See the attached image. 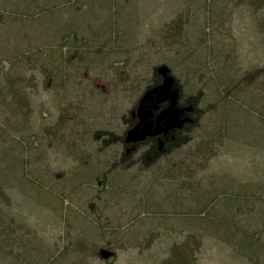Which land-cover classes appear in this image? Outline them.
Segmentation results:
<instances>
[{
    "label": "rangeland",
    "instance_id": "1",
    "mask_svg": "<svg viewBox=\"0 0 264 264\" xmlns=\"http://www.w3.org/2000/svg\"><path fill=\"white\" fill-rule=\"evenodd\" d=\"M254 1L0 0V264H264L226 236L241 226L264 245V8ZM79 30L121 44L103 70L65 86L39 63H61ZM161 66L197 113L177 151L147 164L111 135L126 133L122 117ZM69 115L76 154L54 136L74 125ZM195 217L210 218L188 226ZM223 218L230 225L215 227Z\"/></svg>",
    "mask_w": 264,
    "mask_h": 264
},
{
    "label": "trees",
    "instance_id": "2",
    "mask_svg": "<svg viewBox=\"0 0 264 264\" xmlns=\"http://www.w3.org/2000/svg\"><path fill=\"white\" fill-rule=\"evenodd\" d=\"M258 1L260 2V0H257L254 2H258ZM262 7L264 8V0H262ZM94 32H95V36L92 37L90 39V41H88L84 38V33L82 32V30L77 31V36L72 35V34L68 35L66 40L71 41V39L74 38V40H72L74 42V44H72L73 48H68L70 46V43L65 44V48L67 47L68 51L62 55V62L57 63V64H53L49 61H48L49 63H47V61L42 60L41 63H39V65H40L39 68H41V67L42 68H51V70L48 72L57 76L59 81H61L62 83L64 82L65 86L68 83H71V80L73 82L75 80H77V75H80L81 73H83L86 70H89V69H92L95 71L103 70L105 64H108L111 61L109 59V52H116L114 48L116 45H118L117 47H119L121 42H115L113 39L109 40L108 38L104 37V34H100L98 31H94ZM76 50H77V52H76ZM116 50H117V52L120 51L119 48H117ZM72 69L75 72H73ZM70 73H72V74L70 75ZM151 76L153 78L152 84H151V86L146 88V90L153 88V87L160 84L161 78L156 74V70L153 73V75H151ZM134 83L135 82H133V84ZM138 88H139L138 86H132V89H131L132 93L137 94V92L139 91ZM138 98H139V96H138ZM140 98H141V96H140ZM140 98L138 99V101L140 100ZM186 100H189L190 102H192L193 106L195 107V109L197 111L196 104L189 98H186ZM132 108L130 109V112H129L127 119L124 116L122 117L125 119V125H127V127L129 126V124L131 122V113L135 109V108L134 109H132ZM75 116L70 117V115H69L68 117H66V123L65 124L71 125L74 123V125L70 129L62 128V124H61L60 125L61 127H59L57 129V131L54 132V136L56 137L57 142H60L63 145L68 144L67 148L69 150H71V152H74L76 154V153H78L77 150L79 148V144L77 143V139H79V137H77V136L75 137V135H77V133H75V131L77 130V123L74 119ZM63 131L66 132L67 134L69 133L70 136H67L66 138H64L63 135L65 133ZM124 135H122V136L111 135V137H112L111 141H112L113 146L119 145L123 141ZM70 139H74V141L72 142V141H70ZM80 140H81V142L85 141L84 137L80 138ZM180 142H181L180 137H178V140L176 141V143H173L172 146H170V148H169V149H171L170 151L172 152L173 149L175 151H177L176 150L177 148L175 146ZM122 145H123V143H122ZM151 147H152V145L149 146V148H151ZM102 148H107L106 143H104ZM163 157H164L163 155H159L155 158H152L151 161L148 160L149 157L148 158L146 157L147 160H143V162H147V164H149V163L157 162L160 159H162ZM169 163L171 166H175V164H176L175 157L173 159H171L169 161ZM122 165L124 166V164H122ZM178 170H179V167H178ZM109 180L111 181V178ZM37 183L38 182L33 183V186L34 187L40 186V184H37ZM173 190H174L173 185L168 186L167 187V191H168L167 197L163 200L164 204H169L167 206L169 208L173 207V204H172V202L174 201L173 198L176 197V196L172 195ZM195 196H198V198H199L198 200H201V201H199L201 206L205 207L206 203H205V200H203V199H205V195L201 198L199 197V195L195 194ZM239 205H240L239 202H238V205L235 202H233V203H231L230 208L232 210H235L236 207ZM226 210H230V209L227 208ZM209 218L210 217H207L205 219H209ZM205 219H198L196 217L193 219L191 218L188 221V226H190V227L194 226L196 224L195 223L196 221H198V223L200 224V222L205 220ZM228 221L229 220L223 218L222 222L217 224L215 227H219V225H222V224L224 226H229L230 223H228ZM247 222H249V221H247ZM210 225H211V223H210ZM239 225L240 224H238V226ZM240 227H239V234L229 235L228 233H226V236L229 239L236 241L237 242L236 244L241 246V249H242V246H245V249L242 251H244L245 253L247 252V254L250 255L251 257L260 256V252L264 253V250H263L264 245L261 243V241L257 240V239L254 240L255 239L254 236L249 235L247 232L244 231L243 227H241V228Z\"/></svg>",
    "mask_w": 264,
    "mask_h": 264
},
{
    "label": "water",
    "instance_id": "3",
    "mask_svg": "<svg viewBox=\"0 0 264 264\" xmlns=\"http://www.w3.org/2000/svg\"><path fill=\"white\" fill-rule=\"evenodd\" d=\"M156 74L161 78V84L144 92L136 111L131 113L139 122L126 133V144H138L145 141L148 136L182 129L189 122L182 118L183 114L178 108L180 90L171 70L167 66H161L156 69ZM167 102L169 105L159 112L160 106ZM111 256V253H104L103 258Z\"/></svg>",
    "mask_w": 264,
    "mask_h": 264
},
{
    "label": "flooded vegetation",
    "instance_id": "4",
    "mask_svg": "<svg viewBox=\"0 0 264 264\" xmlns=\"http://www.w3.org/2000/svg\"><path fill=\"white\" fill-rule=\"evenodd\" d=\"M160 84H161V80H160ZM177 87L180 90L178 108L181 111V113L183 114L182 118L189 120V122L186 123L182 129H174V130H171L169 132H163V133L158 134L156 136H148L145 139V141L140 142L138 144H126L125 143L126 133L131 128L135 127L139 122L138 118H133L131 115V122L128 126V130L126 131L124 138H123V141H122L123 149H124V156L126 158L130 157L131 155L141 153L142 154L141 160H147L146 157L147 158L149 157L148 160L151 161L152 158H155L159 155H164L167 152V150L170 148V146H172L173 143H176L179 135L181 133H183L187 129L188 126L192 125L195 122V114L197 113V111H196L195 107L193 106V103L190 102L189 100H186L185 98H183L178 82H177ZM168 105H169V102L161 105L159 112H161ZM136 109L133 111H136ZM191 109H193V110H191ZM189 110H191V111L189 112ZM151 145H152V147L149 148V146H151Z\"/></svg>",
    "mask_w": 264,
    "mask_h": 264
}]
</instances>
